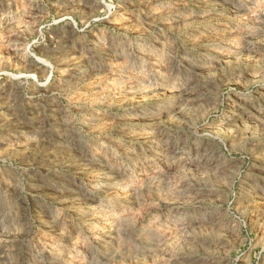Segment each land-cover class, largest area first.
Listing matches in <instances>:
<instances>
[{"label": "rangeland", "instance_id": "rangeland-1", "mask_svg": "<svg viewBox=\"0 0 264 264\" xmlns=\"http://www.w3.org/2000/svg\"><path fill=\"white\" fill-rule=\"evenodd\" d=\"M0 264H264V0H0Z\"/></svg>", "mask_w": 264, "mask_h": 264}]
</instances>
